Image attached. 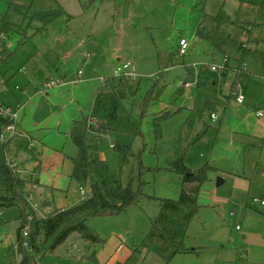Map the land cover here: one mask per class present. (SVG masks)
I'll list each match as a JSON object with an SVG mask.
<instances>
[{"label":"rangeland","instance_id":"rangeland-1","mask_svg":"<svg viewBox=\"0 0 264 264\" xmlns=\"http://www.w3.org/2000/svg\"><path fill=\"white\" fill-rule=\"evenodd\" d=\"M63 2L69 15L39 31L37 23L27 27L19 10L30 6L31 14L46 12L57 7L55 1L0 0V28L10 24L0 40V50L5 44L9 52L0 75L6 82L2 101L24 108L18 119L21 133L5 142H11L9 161L20 164L22 175L36 183L26 195L33 196L38 217L49 212L45 203L51 213L82 203L71 178L78 149L70 131L88 116L97 92L109 90L117 65L131 63L134 95L125 106L137 118L145 112L143 138L133 147L142 154L145 186L144 196L126 212L87 221L101 243L93 245L75 233L41 264H111L114 254L124 263L137 247L140 253L128 264H166L141 245L164 201H178L183 190L195 187L173 171L181 159L193 174L206 164L211 169L198 193L200 212L184 240V247L194 251L174 256L170 264L242 263V250L233 263L220 257L217 238L220 232L232 239L249 233L264 238V0H118V11L109 2L85 14L76 11V0ZM180 39L190 45L182 57ZM207 103L216 109H207ZM212 112L216 119L210 118ZM4 123L0 116L1 131ZM88 141L98 144L112 171L121 172V156L110 137L91 133ZM132 168L135 159L122 174L124 184ZM0 213V264H19V209ZM232 246H240L238 240Z\"/></svg>","mask_w":264,"mask_h":264},{"label":"trees","instance_id":"trees-1","mask_svg":"<svg viewBox=\"0 0 264 264\" xmlns=\"http://www.w3.org/2000/svg\"><path fill=\"white\" fill-rule=\"evenodd\" d=\"M53 1L56 2L57 7L46 12L31 14L30 6L21 7L19 13L28 20L27 27L37 23L38 30L43 31L52 22L65 15L58 0ZM115 1L79 0L84 13L97 12L105 3ZM9 27L10 24H7L3 30L0 28V36L8 33ZM7 56L9 52L4 44L0 69L7 64ZM130 81L131 79L123 76H113L108 79L109 90L98 91L88 116L73 123L70 139L78 149V156L73 159L71 178L79 188L86 189L88 193V199L77 206L62 213L53 212L45 217H38L28 200L31 195H26V189L33 186L31 181L22 175L24 170L18 164L13 165L9 161L6 150L9 142H0V210L11 207L19 209L20 225L16 238L19 264H41L43 257L54 253L75 233L93 245L101 243L99 236L86 225L87 221L91 218L121 215L144 196L143 174L146 168L142 162L141 152L136 155L133 147L138 139L143 138L141 118L145 112L137 118L133 111L125 106V101L134 95ZM237 83L235 81L233 85L236 86ZM154 89L150 91L149 97H152ZM205 106L212 111L216 109L211 103ZM155 125L160 126L158 123ZM91 133L98 137L107 136L113 140V147L121 156V172L112 171L101 159L98 144L88 141V135ZM133 159L136 160V168L128 171L124 184L122 174ZM172 169L175 173L183 175L185 183H194L195 187L192 191L183 190L178 201H164L159 218L141 245L147 248L148 253L161 256L166 264H170L174 256L186 255L194 251L184 247V240L190 223L200 212L198 193L211 168L206 164L193 174L181 159L173 163ZM188 173L191 175L186 176ZM26 230H28L27 237L24 236ZM25 243H27L26 247ZM167 251H171V255L168 256ZM138 253H140L139 247L126 262L117 264H128ZM91 259L96 262L95 253Z\"/></svg>","mask_w":264,"mask_h":264},{"label":"crops","instance_id":"crops-1","mask_svg":"<svg viewBox=\"0 0 264 264\" xmlns=\"http://www.w3.org/2000/svg\"><path fill=\"white\" fill-rule=\"evenodd\" d=\"M118 0H116L115 2H113V9H114V11H115V9L118 11V9L120 8V7H118V6H116L117 4H116V2H117ZM168 1H178V0H168ZM76 2L78 3V6H79V8H80V12H79V9L77 8L76 9V11L78 12V13H82V14H85L84 13V11H83V9H82V7H81V5H80V2H79V0H76ZM58 3H59V6L64 10V12H65V15H63L61 18H63V17H67L68 15H69V13L65 10V8L63 7V4H64V2H63V0H58ZM61 18H59V19H61ZM2 36H0V40L2 41ZM0 44H2V43H0ZM3 47V46H2ZM179 48V47H178ZM1 51H2V48H1V50H0V53H1ZM248 52H250V51H247L245 54H249ZM187 55V54H186ZM120 66V64H118L117 65V67H119ZM3 69V67L0 69V75H1V70ZM223 72H224V69L222 70ZM22 72V71H21ZM23 73H25V71L23 70ZM225 74H224V79L225 78H227L228 77V73H226V72H224ZM247 77H249V75L247 76ZM239 80H240V77H238V79H236L235 81H237V82H239ZM234 83H232V85H230L231 86V88H235V86L233 85ZM0 85L2 86V88H3V91H4V86L6 85V82H4V80H0ZM234 86V87H233ZM18 88H16V90H17ZM7 92H11V93H13L12 91H9V89H7ZM98 93V92H97ZM97 95V94H96ZM234 96V95H233ZM5 103V102H4ZM5 106H7V107H9L6 103L4 104ZM9 108H11V109H13V110H22V109H24L23 108V106H22V108H20L19 106L18 107H16V108H12V107H9ZM20 111H19V113H20ZM214 114V112H212V114H211V119H212V115ZM215 115V114H214ZM215 117H216V115H215ZM19 119V118H18ZM216 119V118H215ZM5 124H6V122L4 123V126H5ZM16 127H17V132H16V134L18 133V134H20L21 133V129L19 128V124H18V121H17V124H16ZM14 137H15V135H14ZM14 137H13V139H14ZM11 143V142H10ZM10 143H9V145H10ZM8 145V146H9ZM8 149H9V147H8ZM9 156V155H8ZM100 157H101V155H100ZM33 158H35V161L38 159L36 156H33ZM101 159H102V157H101ZM104 160V159H103ZM36 163V162H35ZM18 165H20V164H18ZM40 168V167H39ZM51 167L49 166V169H50ZM31 181V184L34 186V184H36L34 181H32V180H30ZM48 181L49 182H53V178H51V177H48ZM29 187H31V186H29ZM264 201V200H263ZM37 207V206H36ZM50 209V206H49V203H45V209L44 210H46V211H49V212H46V214H40V217H45L46 215H48V214H50L51 213V211L49 210ZM60 209H64V208H60ZM66 210V209H65ZM37 214V213H36ZM1 215V214H0ZM38 216V215H37ZM220 234V237L219 238H217V241L218 242H220V245H222L221 246V248H220V250H218L219 251V254H220V257H225V259L227 260V261H230L231 263H233V262H236L237 261V259H236V257H237V254H236V251H238V250H242V254L243 253H245V254H247V258H241V260H242V263H240V264H261V263H259V262H263L264 261V238L263 237H261V236H258V235H254V234H252V233H249V234H242V235H240L239 234V236L241 237V239H238V237H235V238H233L232 239V234H228V233H225V232H220L219 233ZM237 240H238V242H239V245L240 246H232V244L233 245H236V243H237ZM231 241H232V244H231ZM231 246L235 249V251L231 248ZM206 254H208V250H206ZM114 260H112L111 261V264H116V263H118L119 261L118 260H116L117 259V256H116V254H114ZM252 258L253 259H257V262H252ZM96 262H97V258H96ZM217 263V262H216Z\"/></svg>","mask_w":264,"mask_h":264},{"label":"built area","instance_id":"built-area-1","mask_svg":"<svg viewBox=\"0 0 264 264\" xmlns=\"http://www.w3.org/2000/svg\"><path fill=\"white\" fill-rule=\"evenodd\" d=\"M178 57H182V56H185L187 53H188V50H189V42L186 40V39H180L179 40V43H178ZM213 71H216L217 68L213 67L212 68ZM223 70V69H221ZM23 72V71H22ZM115 76L116 77H127V78H135L136 75H135V67L134 65H132L131 63H126L124 65H120L117 70L115 71ZM47 88H51L50 86H48ZM2 94H3V88L2 86L0 85V116L3 117L5 119V126H4V130L1 131V134H0V141L2 143H5L6 141H8L13 135L16 134L17 132V127H16V124H17V121H18V118H19V111L20 110H13L9 107H6L2 101ZM237 96V102L239 104H242L243 101H244V97L243 95H236ZM215 115L213 114L212 115V119H215ZM31 148V146L29 147ZM38 160V159H37ZM13 165L17 164L16 162H13ZM40 165V162H38V164L36 163V166L39 167ZM32 179H36V176L33 175L32 176ZM80 193H81V196H82V201H85L88 199V193L86 191V189L84 188H80ZM29 202L32 204L33 202V196L31 195L29 197ZM257 202V200H256ZM261 205H264V201L261 202ZM34 208H36V205H34ZM65 209H59L58 212L59 213H62L64 212ZM1 214V213H0ZM237 230H239V228H237ZM24 236L27 237L28 236V230H26L24 232ZM24 246L26 247L27 246V243L24 244ZM242 258H247V254L243 253L242 254Z\"/></svg>","mask_w":264,"mask_h":264},{"label":"water","instance_id":"water-1","mask_svg":"<svg viewBox=\"0 0 264 264\" xmlns=\"http://www.w3.org/2000/svg\"><path fill=\"white\" fill-rule=\"evenodd\" d=\"M222 181H219V183H221Z\"/></svg>","mask_w":264,"mask_h":264}]
</instances>
